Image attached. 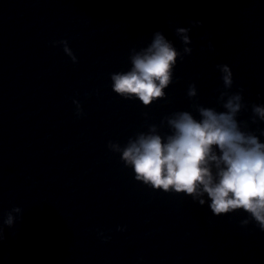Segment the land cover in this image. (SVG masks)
<instances>
[{
    "label": "clouds",
    "instance_id": "obj_1",
    "mask_svg": "<svg viewBox=\"0 0 264 264\" xmlns=\"http://www.w3.org/2000/svg\"><path fill=\"white\" fill-rule=\"evenodd\" d=\"M190 27H176L175 35L184 45L177 50L173 42L161 31L152 34L151 42L129 54L130 69L110 74L112 90L126 100H139L145 108L165 99V89L173 83L174 69L178 61L192 54L189 33L192 28H202L200 20L190 21ZM53 46L62 45L64 53L77 63V57L67 40L53 41ZM209 49L214 47L209 43ZM223 90L219 91L217 103L222 107H205L193 103L192 111L181 110L165 116L161 125L151 124L146 132L129 137L123 146L108 142V149L119 153L125 167L131 168L137 182L153 190L165 193L184 194L193 202L209 207L215 216L237 211L247 213L241 226L255 223L264 232V142L250 130L248 121L238 119L249 105L244 100L243 89L232 92L233 72L227 64H217ZM198 96L195 83L188 85L187 97ZM77 116L83 115L79 101ZM147 116V113H145ZM251 123L264 122V104L251 105ZM166 124L169 131L160 133ZM264 136V130L260 131ZM22 209L14 207L0 223V240L4 227L12 228ZM15 214V215H14ZM117 227V231H125ZM103 242L110 237L98 232Z\"/></svg>",
    "mask_w": 264,
    "mask_h": 264
}]
</instances>
